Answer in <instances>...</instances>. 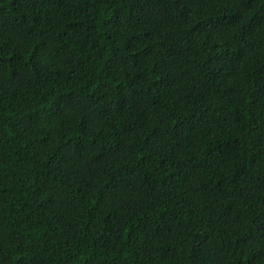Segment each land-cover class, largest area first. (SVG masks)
Here are the masks:
<instances>
[{
	"label": "trees",
	"instance_id": "obj_1",
	"mask_svg": "<svg viewBox=\"0 0 264 264\" xmlns=\"http://www.w3.org/2000/svg\"><path fill=\"white\" fill-rule=\"evenodd\" d=\"M0 264H264V0H0Z\"/></svg>",
	"mask_w": 264,
	"mask_h": 264
}]
</instances>
